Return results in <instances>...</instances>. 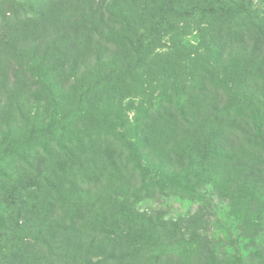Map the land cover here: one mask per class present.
<instances>
[{
	"label": "rangeland",
	"instance_id": "374dc122",
	"mask_svg": "<svg viewBox=\"0 0 264 264\" xmlns=\"http://www.w3.org/2000/svg\"><path fill=\"white\" fill-rule=\"evenodd\" d=\"M24 1L27 0L20 2ZM153 1L158 5L162 0ZM169 1L176 5L169 25L157 22L156 10L150 9L152 0H108L103 5L102 20H110L108 27L116 29L127 19L129 11L141 13L150 9L149 19L155 23V31L145 32L150 23L142 21L143 28L138 33L145 32L154 47L147 52L145 47L140 52L127 51L105 71L83 77L76 87L82 99L73 97L55 104L45 91L40 96L33 94L28 85L35 77L28 72L17 83L13 72L19 71L20 65L11 62L10 77L0 90V258L3 260H22L27 264L26 257H35L38 264L48 260L50 264H78L90 253L92 262L99 264H136L134 261L142 254L130 251L123 256L125 247L110 246L107 230L118 226L125 228V232L135 229L130 240L136 241L139 236L135 234L144 225L137 217H154L164 223L161 228L156 226V231L170 233L171 221L199 211L206 220L203 235L219 258L236 261L234 256L238 255L244 264H264V161L260 173L252 180L249 176L245 187L240 182L247 168L240 160L249 156L243 148L247 145L245 136L233 125L215 133L211 151V157L215 158L203 169H197L192 167L190 158L181 163L176 154L164 155L158 148L152 150L142 135L146 118L167 106L169 95L177 92V99L173 98L176 102L188 101L184 84L190 79V72L196 79L201 69L193 55L209 49V59L216 57L218 45L212 39V31L216 27L218 30L219 24L212 21L220 16L217 10L232 7L230 0L212 9L206 8L204 0ZM247 1H252L257 14L264 17V0ZM8 8L10 5L3 10ZM13 8L20 15L24 13L23 7ZM121 12L126 16L120 18ZM1 17L0 12V38L6 36L4 29L15 19L14 14L8 21ZM210 22L215 24L209 25ZM110 54L108 51L104 55L108 62ZM55 75L47 82L55 84ZM122 77L125 79L118 81L120 84L114 83ZM116 85H120L121 92ZM71 86L70 80L63 91L70 92ZM88 105L91 107L88 114H93L89 118L83 117ZM120 110L124 127L118 125L120 119L114 121L118 129L105 125ZM128 139L133 151L130 155L124 146ZM255 145H249L248 149L264 156ZM230 146L236 149L231 151ZM74 156L79 159L71 161ZM61 164L66 167L62 169ZM239 195L252 200V205ZM118 203L131 208L135 217L121 214L116 208ZM113 213L118 216L116 219ZM252 221L260 225L252 226L249 224ZM65 232L79 234L84 241L81 250L88 254L80 257L75 250L78 257L74 258L61 253L60 240ZM21 237L33 242L31 248L20 254L22 258L18 257L16 245ZM158 242L167 243V247L156 248L150 255V258L160 256L155 264H184V254L173 246V240L163 235Z\"/></svg>",
	"mask_w": 264,
	"mask_h": 264
},
{
	"label": "trees",
	"instance_id": "16d2710c",
	"mask_svg": "<svg viewBox=\"0 0 264 264\" xmlns=\"http://www.w3.org/2000/svg\"><path fill=\"white\" fill-rule=\"evenodd\" d=\"M20 1L22 0H0L1 18L8 21L13 14L15 18L11 23L8 22L9 26L3 31L6 36L0 38V90L6 86L5 83L10 77L11 62L17 61L20 66L19 71L13 72L14 80L20 83L25 75L31 72L35 80H31L28 85L32 88L30 91L38 96L41 92H47V97L55 104L73 97L82 99L76 87L83 77H93L105 71L111 62L116 61L125 52H140L144 47L146 52L151 51L154 42L145 37L146 31L149 33L155 31V23L150 22L149 19L150 9L156 10L159 24L169 25L174 14L173 7H176L169 0H162L158 5L152 0L149 10L145 9L141 13L129 11L127 19L116 29V27H108L110 20H102L101 9L103 5H107L108 0H27L23 3ZM222 1L226 2V0H204V3L206 8L212 9ZM230 1L232 7L221 8L220 12L213 10L218 13L217 15L220 14L217 20L212 21H217L219 24L218 30L216 27L212 31L214 36L212 39L218 45L216 57L209 59L207 56L210 55L209 49L193 55L196 56L193 60L200 64L201 69L196 79L193 76L195 74L190 72L189 75L193 78L190 76L184 84L188 101L176 102L177 92L169 95L167 106L160 111L156 110L158 112L151 115L148 120L146 118L142 135L148 145L152 146V150L158 148L160 153L164 151V155L176 154L182 159L181 163L185 161L184 159L190 158L192 167L203 169L211 159L215 158L211 157L215 133H220L219 131L233 125L247 141V145H243V148L247 150L248 159L240 160L244 161L242 165L247 167L240 182L247 187L248 177L250 176L251 180L255 179L254 176L260 173V164L264 161L261 152L257 154V151L251 152L248 149L249 145L258 144L259 146H255L264 152V17L257 14L252 1ZM7 5H10V8L3 10ZM13 7H23L24 13L20 15ZM28 9L30 12H27ZM186 15V18L190 16L189 13ZM119 16L122 18L126 15L121 12ZM142 21L150 24L144 33L139 34L138 30L140 27L143 28ZM212 22L209 25L215 24ZM114 31L117 32L116 37ZM108 51L111 52L108 56L111 58L109 62L104 59ZM81 70L84 72L81 73ZM53 73H56V82L52 85L49 83L52 79L49 77H54ZM123 79L125 78H117L114 83ZM70 80L71 91H63L65 83ZM35 87L38 88L34 89ZM116 87L121 92L120 85ZM117 101L120 103L121 97L117 98ZM90 109L88 105L83 117L89 118L93 115L88 114ZM106 118L104 117L105 121ZM118 119H120L118 125L124 127V123L121 122V110L119 115L110 118L105 125L118 129L114 122ZM130 142V139L124 142L129 155L133 153L129 147ZM219 144L222 145L223 142ZM231 148V151L236 149L234 146ZM244 149H241V152H244ZM77 159L79 158L75 157L71 161ZM218 164L224 165L223 162ZM60 167L64 169L66 166L63 167L61 164ZM234 197L235 195L231 198ZM241 199L252 205V200L244 197ZM116 208L128 218L133 215V210L124 203H118ZM116 216V213L112 214L114 219L118 217ZM134 217L133 215L132 218ZM138 218L144 223L141 231L137 230L135 234L139 236L138 240H130V237H134L132 233L135 229L130 228L129 232H125V228L123 230L120 226L107 230L106 235L110 246L125 247V251L121 252L123 256L130 251H135L136 255L141 253L142 255L134 261L136 264H155L156 258L160 259L158 255L154 258H150V255L156 248L167 247V243L158 242L163 235L174 241L175 248L182 250L184 264H244L238 255L234 256L236 261H227L216 255L212 244L203 235L206 220L199 211L171 221L168 225L171 228L170 233L163 231L159 233L160 229L156 231L157 227H163L164 223H159L154 217L136 219ZM249 224L260 225L253 221ZM7 226L13 229L12 226L8 224ZM29 241L24 237L20 238L16 244L19 246L18 257L22 258L20 254L31 248L33 242ZM60 241L61 244L63 242L60 251L68 257L69 255L78 257L75 250L79 251L80 257L88 254L87 251L81 250L84 241L75 232L62 233ZM89 254L78 264H99L92 262ZM26 259L27 264H38L35 257H26ZM48 262L50 261L43 264H50ZM7 263L23 264L22 260L8 262L0 258V264Z\"/></svg>",
	"mask_w": 264,
	"mask_h": 264
}]
</instances>
